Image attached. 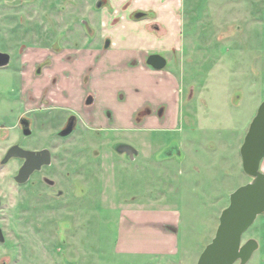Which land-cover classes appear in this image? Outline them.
I'll return each mask as SVG.
<instances>
[{"label": "rangeland", "instance_id": "1", "mask_svg": "<svg viewBox=\"0 0 264 264\" xmlns=\"http://www.w3.org/2000/svg\"><path fill=\"white\" fill-rule=\"evenodd\" d=\"M97 2L0 0V54L9 58L0 67V264H158V258L119 254L115 243L122 209L162 205L180 211L173 262L182 264L186 249L199 258L229 195L250 182L239 149L264 100V0H181L180 48L146 47L140 56L164 57L180 94H121L123 128L113 127L115 109L107 105L115 94H99L86 107L80 94L54 83L77 75L67 67L71 53L51 48L102 46V14L112 9ZM83 22L92 23L95 36ZM56 59L63 66H53ZM70 114L78 116L75 131L60 137ZM20 117L31 121L29 136ZM15 143L51 153V164L21 185L13 180L21 160L1 164ZM117 143L137 154L116 153ZM173 144L180 158H165ZM248 238L259 248L246 264H264L263 216L242 243Z\"/></svg>", "mask_w": 264, "mask_h": 264}, {"label": "crops", "instance_id": "2", "mask_svg": "<svg viewBox=\"0 0 264 264\" xmlns=\"http://www.w3.org/2000/svg\"><path fill=\"white\" fill-rule=\"evenodd\" d=\"M101 1L108 3L112 9V14H102V46L96 44L94 47L62 50L71 53L74 62L67 61V67L74 69L77 77L71 82L59 77L55 83L58 87L67 88L68 94H80V103L85 98L86 107L92 106L99 94H115L107 105L111 111L115 109L112 111L113 127L123 128L126 116L123 113L124 98L119 97L121 94H180L179 81L172 73L147 66L146 59L151 54L144 60L140 56L150 47L168 51L180 48L181 43L177 39L181 38L183 25L181 0H98ZM126 4L128 7L124 9ZM136 13L144 15L135 19L133 16ZM146 14L151 16L147 17ZM115 19L118 21L114 22ZM88 26L89 36H95L92 23L88 22ZM106 41H109L107 47ZM63 64L56 59L52 65L57 67ZM116 67L120 70L115 74ZM83 76L86 78V90L80 89L84 85L81 80ZM91 94H96V99ZM56 102L64 104L61 100ZM120 102L122 109L117 106ZM128 106H131V102ZM161 200V197L155 199L156 202ZM180 225L181 214L175 206L124 208L118 219L115 250L119 254L158 258V264H177L173 259L180 252ZM182 254V264L197 263V255L187 249Z\"/></svg>", "mask_w": 264, "mask_h": 264}, {"label": "water", "instance_id": "3", "mask_svg": "<svg viewBox=\"0 0 264 264\" xmlns=\"http://www.w3.org/2000/svg\"><path fill=\"white\" fill-rule=\"evenodd\" d=\"M101 8L102 3L98 2ZM143 13L134 14L133 18L143 17ZM109 41H106L107 47ZM8 64L7 55L0 54V67ZM146 65L154 70H162L166 66V60L159 54H151L146 59ZM73 117L58 135L69 136L74 128ZM23 136H29L31 131L25 127ZM114 150L118 154H124L133 159L137 151L125 143H117ZM176 155L180 158L178 146L172 145L164 152L165 158ZM241 167L250 178V182L240 186L229 195V204L221 212L214 237L205 246L196 264H246L253 253L258 249V243L254 239L242 244L243 234L252 226L256 218L264 214V173L261 171V162L264 159V100L259 105L239 149ZM11 159H22L23 163L13 180L17 184H25L30 176L51 164V153L47 149L39 151L21 148L18 144L11 146L1 164L4 165ZM0 243H4V236L0 228Z\"/></svg>", "mask_w": 264, "mask_h": 264}, {"label": "flooded vegetation", "instance_id": "4", "mask_svg": "<svg viewBox=\"0 0 264 264\" xmlns=\"http://www.w3.org/2000/svg\"><path fill=\"white\" fill-rule=\"evenodd\" d=\"M83 24V27L87 30V32H88V35L90 34V29H89V26H88V22H83L82 23ZM106 43V42H105ZM51 50L53 51V52H61L62 51V48H60V47H58V46H54L53 48H51ZM55 83V82H54ZM71 117H73L74 119H73V123H74V128H73V131H72V133L75 131V128H76V126H77V123H78V116L77 115H75V114H70V115H68L67 116V118H66V120H65V122H64V124H63V126H62V128H61V130L62 129H64L65 127H66V125H67V123H68V120H69V118H71ZM24 123H27L26 124V126L25 127H27V128H29L30 126H31V121L30 120H28L27 118H24V117H20L19 119H18V125H19V128H20V130H21V132H22V129H23V127H24ZM60 130V131H61ZM71 133V134H72ZM15 144H17V143H15ZM14 144V145H15ZM13 146V145H12ZM10 148V147H9ZM8 148V149H9ZM34 151V150H33ZM7 152V151H6ZM6 152H5V154H6ZM5 154H4V156H5ZM3 156V157H4ZM17 160H21V162L23 163V160L22 159H17ZM38 172H40V171H38ZM260 216H263L264 217V214L263 215H260ZM245 234V233H244ZM244 234H243V236H244ZM243 236H242V238H243ZM250 239H253V238H248L245 242H243L242 244H245L248 240H250ZM255 240V239H254ZM242 241V240H241ZM258 243V242H257ZM258 248H259V244H258ZM258 250V249H257ZM256 250V251H257ZM255 251V252H256ZM237 264H239V262H236ZM235 263V264H236Z\"/></svg>", "mask_w": 264, "mask_h": 264}]
</instances>
